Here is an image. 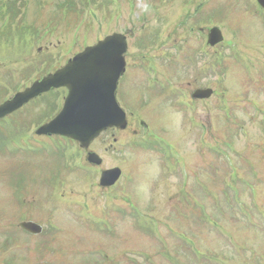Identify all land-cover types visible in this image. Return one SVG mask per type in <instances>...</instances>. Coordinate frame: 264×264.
Returning a JSON list of instances; mask_svg holds the SVG:
<instances>
[{
	"label": "rangeland",
	"instance_id": "obj_1",
	"mask_svg": "<svg viewBox=\"0 0 264 264\" xmlns=\"http://www.w3.org/2000/svg\"><path fill=\"white\" fill-rule=\"evenodd\" d=\"M215 26L226 45L210 48ZM127 32L118 100L130 130H110L87 150L37 137L63 90L0 122V264H264L256 0H0V105L85 47ZM196 88L213 96L192 100ZM88 152L103 164L90 165ZM115 167L120 180L101 188V171ZM26 221L43 232L27 234Z\"/></svg>",
	"mask_w": 264,
	"mask_h": 264
},
{
	"label": "water",
	"instance_id": "obj_2",
	"mask_svg": "<svg viewBox=\"0 0 264 264\" xmlns=\"http://www.w3.org/2000/svg\"><path fill=\"white\" fill-rule=\"evenodd\" d=\"M264 8V0H257ZM224 38L219 28L210 31L208 42L215 46ZM128 44L126 37L114 34L97 45L87 47L77 54L62 69L39 81L12 99L0 105V120L20 110L30 101L53 89L66 88L68 96L61 112L48 124L41 126L39 136L58 135L75 140L82 147L90 143L104 130L112 127L125 129L126 114L119 107L115 93L118 81L126 70L124 54ZM211 90L197 91L193 97L208 98ZM90 163L100 165L96 154H89ZM121 176L119 169L102 174L100 184L104 187L114 185ZM21 227L31 234H39L42 228L32 222L22 223Z\"/></svg>",
	"mask_w": 264,
	"mask_h": 264
},
{
	"label": "flooded vegetation",
	"instance_id": "obj_3",
	"mask_svg": "<svg viewBox=\"0 0 264 264\" xmlns=\"http://www.w3.org/2000/svg\"><path fill=\"white\" fill-rule=\"evenodd\" d=\"M142 125V124H141ZM135 133H137V131H135Z\"/></svg>",
	"mask_w": 264,
	"mask_h": 264
},
{
	"label": "trees",
	"instance_id": "obj_4",
	"mask_svg": "<svg viewBox=\"0 0 264 264\" xmlns=\"http://www.w3.org/2000/svg\"><path fill=\"white\" fill-rule=\"evenodd\" d=\"M68 15V14H67ZM9 26V25H8Z\"/></svg>",
	"mask_w": 264,
	"mask_h": 264
}]
</instances>
